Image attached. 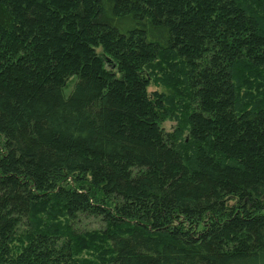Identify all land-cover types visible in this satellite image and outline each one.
Returning a JSON list of instances; mask_svg holds the SVG:
<instances>
[{"label":"trees","instance_id":"trees-1","mask_svg":"<svg viewBox=\"0 0 264 264\" xmlns=\"http://www.w3.org/2000/svg\"><path fill=\"white\" fill-rule=\"evenodd\" d=\"M0 264H264V0H0Z\"/></svg>","mask_w":264,"mask_h":264},{"label":"rangeland","instance_id":"rangeland-1","mask_svg":"<svg viewBox=\"0 0 264 264\" xmlns=\"http://www.w3.org/2000/svg\"><path fill=\"white\" fill-rule=\"evenodd\" d=\"M150 89H156V87H155V86H150ZM163 126L166 127L167 130H169V129L172 128L173 124L170 123V122H168V121H166V122L163 124Z\"/></svg>","mask_w":264,"mask_h":264}]
</instances>
